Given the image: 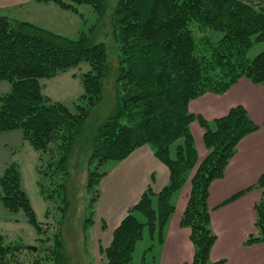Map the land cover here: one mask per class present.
Returning <instances> with one entry per match:
<instances>
[{
	"label": "trees",
	"instance_id": "1",
	"mask_svg": "<svg viewBox=\"0 0 264 264\" xmlns=\"http://www.w3.org/2000/svg\"><path fill=\"white\" fill-rule=\"evenodd\" d=\"M32 1L75 13L86 4L100 18L112 10L118 53L115 106L92 139L86 183L89 207L94 209L100 198V183L108 174L103 167L127 159L144 145H150L169 170L165 188L157 194L148 188L128 209L110 246L101 249L104 264H132L136 244L146 229L153 241L164 243L166 226L175 211L172 197L194 169L180 221L181 228L190 230L194 247L190 264H225L226 260H210L217 235L208 206L209 188L223 178L239 143L260 126L241 105L209 122L191 113L189 104L208 93L224 95L242 78L264 86V50L252 60L246 56L253 44L264 42V0ZM93 40L91 32L70 39L31 22L0 16V83L10 86L0 96V134L20 131L23 142L38 153L41 194L59 200L63 216L57 226H44L37 220L22 189L19 168L12 162L0 172V203L11 215L23 214L37 236L33 245L37 251L8 243L0 233V264L71 262L63 232L71 204L66 183L70 155L92 111L104 98L111 68L108 46ZM84 63L90 68L81 76L83 94L76 112L43 94L42 80ZM195 122L204 131L207 150L200 164L191 131ZM254 189L261 191L254 206L256 233L247 238L245 246L264 245V174L255 186L227 202ZM87 221L93 223L92 218Z\"/></svg>",
	"mask_w": 264,
	"mask_h": 264
},
{
	"label": "crops",
	"instance_id": "2",
	"mask_svg": "<svg viewBox=\"0 0 264 264\" xmlns=\"http://www.w3.org/2000/svg\"><path fill=\"white\" fill-rule=\"evenodd\" d=\"M39 5L45 4L32 0H0V16L9 17L8 14H11L14 20L26 21L16 17L17 12ZM0 87L3 92L10 90L7 83H0ZM239 105L247 109L260 129L239 143L237 153L227 166L223 178L214 181L209 188L208 206L212 227L217 235L210 260H226L225 264H264V245L245 246L247 238L256 233L254 206L261 197V191L254 189L227 203L236 194L255 186L264 174V86L242 78L224 95L208 93L193 100L189 104V111L212 122L226 116L231 108ZM191 131L200 164L207 156L204 131L196 122L191 125ZM23 144L20 131L0 134V172L13 162L14 152ZM168 183L169 170L155 157L152 148L144 145L121 162L119 168H111L101 180L97 210L102 205L107 206L108 210L114 209L111 226L115 228L127 215L128 209L138 203L146 189L151 188L157 194ZM190 192L191 181H187L172 197L175 211L164 232L159 264H190L193 260L194 247L190 241V230L180 227ZM3 215L9 216L10 213L0 203V216ZM101 220L104 218L99 217ZM112 236H108L109 242H112Z\"/></svg>",
	"mask_w": 264,
	"mask_h": 264
},
{
	"label": "rangeland",
	"instance_id": "3",
	"mask_svg": "<svg viewBox=\"0 0 264 264\" xmlns=\"http://www.w3.org/2000/svg\"><path fill=\"white\" fill-rule=\"evenodd\" d=\"M39 6L21 9L17 12L16 17L26 21L30 20L38 26L70 39H77L82 33L91 32L95 43H104L109 48L111 68L109 75L105 79L104 98L92 111L70 155L68 166L70 176L66 183L71 204L66 219H64L63 229L67 253L71 261L70 264H104L106 262L105 253L101 249L105 250L110 246L111 242H109L108 236L113 235H111L112 231L119 224L115 228L111 226V217L115 212L114 209L108 210L107 206L102 205L98 211L97 204H95L94 209L89 207L91 194L86 190V183L87 162L91 153L94 133L97 127L112 113L115 106L114 82L118 67V53L116 52L113 35L112 10H108L105 16L100 18L92 6L86 4L78 6L77 13L62 10L52 3H49L48 6ZM8 15L11 18L13 17L11 14ZM219 36L221 35L219 34ZM263 50L264 42L255 43L247 51L246 56L252 60ZM89 68V65L84 63L77 68L59 74L53 79L42 80L43 94L51 98L52 101L64 104L72 112H76V107L81 103L83 94L81 76ZM4 93L6 91L3 92L0 87V96ZM38 157V153L27 142H24L14 152L13 162L19 168L22 189L30 199L37 220L44 226L45 224L57 226L63 217L59 209L61 204L59 200L51 201L41 194V188L38 183L41 176L38 171L40 166ZM123 161L109 162L103 169L109 172L111 168H119V164ZM195 171L196 169L191 172L188 181H191ZM154 205L156 206V204ZM99 217L104 218V220L100 222ZM90 218L93 219L92 224L87 221ZM138 218L140 221L145 222L143 216L138 215ZM0 233L5 236L8 243H19L26 248L36 245L35 239L37 236L35 231L26 222L25 217L21 213L18 215L0 216ZM161 259V245L150 238L146 229L143 238L136 244L132 264H159Z\"/></svg>",
	"mask_w": 264,
	"mask_h": 264
},
{
	"label": "water",
	"instance_id": "4",
	"mask_svg": "<svg viewBox=\"0 0 264 264\" xmlns=\"http://www.w3.org/2000/svg\"><path fill=\"white\" fill-rule=\"evenodd\" d=\"M27 249H31V250H34V251H37V248L36 247H33V246H29V247H27Z\"/></svg>",
	"mask_w": 264,
	"mask_h": 264
}]
</instances>
